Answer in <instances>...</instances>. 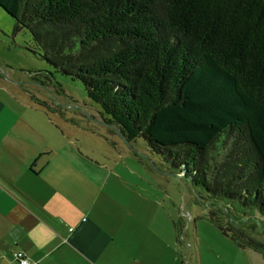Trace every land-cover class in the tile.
<instances>
[{"label": "trees", "instance_id": "16d2710c", "mask_svg": "<svg viewBox=\"0 0 264 264\" xmlns=\"http://www.w3.org/2000/svg\"><path fill=\"white\" fill-rule=\"evenodd\" d=\"M105 122L225 208L264 217V0H0ZM52 78L51 74L46 75ZM231 115L236 122H228ZM209 222L264 255L214 204Z\"/></svg>", "mask_w": 264, "mask_h": 264}, {"label": "rangeland", "instance_id": "374dc122", "mask_svg": "<svg viewBox=\"0 0 264 264\" xmlns=\"http://www.w3.org/2000/svg\"><path fill=\"white\" fill-rule=\"evenodd\" d=\"M15 26V18L0 6V163L5 162L0 173L27 190L39 186L51 191L55 200L70 202L87 217V201L98 192L101 179L114 172L129 189L133 209L129 264H264L261 252L239 248L207 218L218 204L264 250V217L225 208L185 177L172 175L143 137L125 142L104 121L101 105L88 97L83 83L57 72L35 52L30 32ZM236 121L235 115L228 118ZM34 161L41 173L29 170ZM2 183L0 195L8 189ZM5 191L0 198V260L8 247L5 226L12 224L9 217L16 211L8 198L16 190Z\"/></svg>", "mask_w": 264, "mask_h": 264}, {"label": "crops", "instance_id": "0c3cea01", "mask_svg": "<svg viewBox=\"0 0 264 264\" xmlns=\"http://www.w3.org/2000/svg\"><path fill=\"white\" fill-rule=\"evenodd\" d=\"M33 163L29 170L41 173L33 168L37 162ZM109 175L101 179L98 192L87 201L91 206L86 217L70 202L55 200L51 191H42L39 186L27 190L0 173V182L16 190L8 196L16 211L9 217L12 224L5 226L8 247L0 264H19L13 250L24 252L31 262L39 264H129L133 252L128 235L129 214L133 212L129 209V189L114 172ZM5 190L0 198L6 195ZM143 208L145 214L150 210L149 205Z\"/></svg>", "mask_w": 264, "mask_h": 264}, {"label": "built area", "instance_id": "2783aa9c", "mask_svg": "<svg viewBox=\"0 0 264 264\" xmlns=\"http://www.w3.org/2000/svg\"><path fill=\"white\" fill-rule=\"evenodd\" d=\"M15 255L19 261V264H32L30 260L27 258V256L24 254V252L19 251V252H16ZM36 264H39V263H36Z\"/></svg>", "mask_w": 264, "mask_h": 264}, {"label": "water", "instance_id": "95a60500", "mask_svg": "<svg viewBox=\"0 0 264 264\" xmlns=\"http://www.w3.org/2000/svg\"><path fill=\"white\" fill-rule=\"evenodd\" d=\"M109 126H112L115 130H117V132L119 133V135L121 136V138L125 141V142H127L128 144H129V141L126 139V137L124 136V134L119 130V128L118 127H116L115 125H112V124H109V123H107ZM144 157H146V158H149V156H147V155H143ZM172 175H175V176H178V177H184L183 176V174H178V173H176V172H170Z\"/></svg>", "mask_w": 264, "mask_h": 264}]
</instances>
